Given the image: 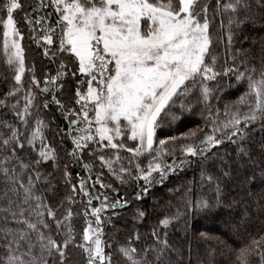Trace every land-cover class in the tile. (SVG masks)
<instances>
[{
  "label": "snow or ice",
  "instance_id": "6c2138e0",
  "mask_svg": "<svg viewBox=\"0 0 264 264\" xmlns=\"http://www.w3.org/2000/svg\"><path fill=\"white\" fill-rule=\"evenodd\" d=\"M260 3L264 4V0H260ZM40 6L53 8L57 19L52 24L47 16L37 17L35 24L43 25L41 31L44 34L37 39L33 28V39L37 43L43 42L44 55L53 62L57 57L62 59L54 75H44L42 85L33 67L31 81L25 88L23 77L29 69H26L22 45L24 37L14 19V11L21 9L22 5L19 0H4L0 4V12H6V18L0 15L3 55L7 66L14 72V86L6 94V99L24 93L23 107H19V100L11 106L14 110L19 108L16 116L20 127L6 124L11 134L0 136V144L4 149L11 145L13 153L23 151L27 144L37 154L33 162L35 180L29 175L27 184L23 183L15 169L12 170L11 179L14 184L19 183L26 201L31 199L36 202L32 209L36 222H23L29 230L38 233L39 245L37 254L34 251L36 244L28 239L27 231L20 230L17 236L4 229L12 239L5 245V255L0 257V264H48L49 259L57 264V256L58 264H67L70 244L87 254L86 264H111L101 239L104 223L101 213L108 209L115 210L121 204L127 205V199L109 203V197L104 195L99 206L91 207L90 212L86 208L84 215L95 217V227L89 221L83 229V243L75 244L73 229L70 225L65 227V221H70L73 215L71 210L62 219H57V210L46 204L42 195H34L35 183L42 176L36 170L41 162L58 163L56 149L47 142L45 135L48 124L43 117L33 112L35 109L38 113L41 107L36 103L37 92L34 88L39 93L51 91L52 101L68 121L67 129L62 130V134L70 138L73 144L68 155L79 162L89 149L91 156H96L97 151H114L113 156L99 155L101 167H106L121 184L126 182L125 177L135 180L139 185L135 199L140 200L154 185H163L170 174L192 163L191 158L203 159L225 140L237 143L245 139L251 124H264V68L259 75H256L255 68L240 72L234 63L232 67L224 68L223 75L237 73V81L245 77L248 81V92L237 102L238 106L225 105V114L230 119L225 122L213 120L209 125L211 132L205 134L203 139L197 140V132L190 131L182 133L180 137L160 139L157 145V129L162 116L167 114L176 120L177 113L194 110L189 103L193 98L197 104L210 106V98L216 91L209 87V82L216 81L221 75L215 68L217 57L211 56L209 61L212 45L208 15L210 6L207 3L200 6V0H48V4L41 0ZM250 7L248 0H234L224 5L226 10L232 12ZM27 22L33 24L31 19ZM243 23L239 19L229 20V44L232 40V27H239ZM68 76L76 81L73 107L70 109L56 98L57 88L63 91L62 81ZM5 102L0 100V104ZM43 108H48V101H44ZM212 116L209 107L206 119ZM179 140L186 142L180 145L178 158L176 148L169 149L168 145H175ZM128 142L135 146L129 147ZM93 145L96 147L93 148ZM121 151L129 154L127 165L121 163L124 159L120 155ZM238 152L247 155L243 146ZM145 156L148 157L146 164L142 161ZM168 156L172 157L170 162L166 159ZM27 167L23 161L20 162L22 171ZM83 167L92 170L90 164L85 163ZM3 171L7 175L9 170L5 168ZM64 176L67 183L71 178L67 165ZM208 180L211 181L212 177L208 176ZM96 183L101 188L111 187L103 183L100 175L93 181V187ZM76 189L77 186L73 184V194L67 197L69 201L74 202ZM79 192L89 197L87 203L91 205L92 194L83 179L79 184ZM95 199H100V194ZM208 207L207 200L186 202V208L192 211L199 212ZM113 215H116L115 211ZM136 215L142 218L146 213L138 209ZM45 216L55 221L58 230L64 229L62 242L40 231L38 225L44 229L50 227ZM171 219L175 217H165L159 223L166 227ZM153 235H157L155 231ZM136 238L139 239V235ZM23 240H28L26 248L21 246ZM162 244L167 247V240ZM153 250L146 248L143 255L137 256L134 247L120 248L130 264H152L147 254ZM247 256V250L241 249L239 258L242 264H247ZM260 264H264V252L260 254Z\"/></svg>",
  "mask_w": 264,
  "mask_h": 264
},
{
  "label": "trees",
  "instance_id": "16d2710c",
  "mask_svg": "<svg viewBox=\"0 0 264 264\" xmlns=\"http://www.w3.org/2000/svg\"><path fill=\"white\" fill-rule=\"evenodd\" d=\"M21 2L24 7V11L20 12L18 17L21 23L23 15L30 10L40 13V17L47 16V19L49 17L51 19L47 12L49 7L40 9L36 0ZM229 2L234 0H219V5L218 0H200V6L205 3L210 6L208 15L212 45L209 61L211 56H216L215 68L221 73L216 81L209 82V87L216 89L210 98V106L204 103L197 104L193 98L189 103L194 110L185 111L183 114L177 113L176 120H172L167 114L162 116L157 129V145L160 139L180 137L182 133L190 131L197 132V140L203 139L205 134L211 132L209 125L213 120L225 122L230 119V116L225 114V105L238 106L237 102L248 92V81L247 77L237 81V73L223 75L224 68L232 67L234 63L240 72L255 68L256 75L264 68V4L260 3V0H248L251 4L249 9L241 8L238 12H232L224 8ZM3 3L4 1L0 0V4ZM230 19H239L244 23L239 27H232V40L229 44ZM30 38V31L25 29L26 58L31 69L34 67L35 73L41 79L44 78L46 70L54 75L62 57H57L53 62L50 57L44 55L43 42L34 46ZM12 76L13 71L5 64L0 48V100L6 101L5 104H0V136L11 134L6 129V124L20 127L16 110L11 107L16 97L6 99V94L14 86ZM73 81L70 76L66 77L62 81L63 91L58 88L56 90V98L69 109L73 107L71 104ZM38 94L40 97H37L36 103L41 106L39 114L48 124L46 134L59 153L57 152L58 163L42 161L36 169L42 176L35 183L34 195H42L44 202L57 212L71 210L73 215L70 224L76 238L74 243H83V229L88 226L89 221L95 224V217L84 215L86 206L79 199L81 176L74 172V169L80 173L85 171L96 173L98 170L94 168L91 172L83 167L85 163L91 164L94 161L91 156L83 154L82 160L76 162L66 153L67 145L70 149L73 147L69 138L62 134V130H65L62 126L64 116L50 100V95H53L51 91L48 94ZM48 99L51 101L50 105L44 109L43 103ZM18 100L21 101L20 98ZM209 107L213 116L206 119ZM247 131V137L237 143L225 140L222 145L212 149L205 158H191L192 163L170 174L163 185H154L140 200L135 199L139 185L134 181L118 186L112 181L102 179L105 185L111 187L101 188L98 192L100 197L107 195L109 203L125 199L128 201L127 205L121 204L115 210L108 209L101 213V219L104 221L102 225L104 249L105 254L110 256L111 264H130L118 251L119 243L131 245L141 255L146 248L154 249L147 254L152 264H242L239 258L241 249L247 250V264H260V254L264 252V124L253 123ZM185 142L179 140L175 145L169 144L168 147L169 149L175 147L179 158L180 145ZM241 146L247 155L238 152ZM36 159V155L27 144L23 151L15 153L11 145L4 149L0 144V257L5 255V245L12 239L8 232L3 231L4 229L16 233L17 236L20 230L27 231L28 239L36 244L34 251L39 254L38 233L29 230L23 222L24 220L36 222V217L32 213L36 202L31 199L26 201L19 183L14 184L11 179L12 170L15 169L23 183L27 184L29 175L35 180L33 162ZM166 159L170 162L172 157L168 156ZM21 161L28 165L23 171L20 168ZM65 165L71 174L67 183L63 170ZM5 168L9 170L7 175L3 171ZM208 176L212 177L211 181L208 180ZM73 184L77 186L74 202L67 199L73 194L71 187ZM189 200L193 203L207 200L209 207L199 212L192 211L186 208V202ZM138 209L144 211L146 215L138 217L136 215ZM113 211L116 215H113ZM165 217L175 219H171L169 225L165 227L159 223ZM45 220L50 227L44 229L38 225L40 231L45 236L51 235L62 242L64 229L58 230L55 221L47 216ZM154 231L157 235H153ZM137 235L139 239L136 238ZM165 239L167 247L162 244ZM27 244L28 240L21 241L22 248H26ZM82 251L81 248L70 244L67 249V264H86L87 255H81ZM56 261L58 264V256ZM48 264H53V261L49 259Z\"/></svg>",
  "mask_w": 264,
  "mask_h": 264
},
{
  "label": "rangeland",
  "instance_id": "374dc122",
  "mask_svg": "<svg viewBox=\"0 0 264 264\" xmlns=\"http://www.w3.org/2000/svg\"><path fill=\"white\" fill-rule=\"evenodd\" d=\"M3 1H4V0H3ZM36 1L38 2V6H39V8H40V9H44V7H41V6H40V5H41V0H36ZM19 2H20L21 5H22L21 0H19ZM43 3H44V4H48V0H43ZM23 11H24V7H23V5H22L21 9H19V10H15V11H14V19H15L16 22H17V28L23 33V37H24V30H25V29H26V30H29V31H30V34H31V38H30V40H31V44H33L34 46H37L39 43L36 42V39H33V28L35 29V33H36V37H37V39H38L39 36H41V35L44 34V33L41 31V28L43 27V25H36V24H35V20H36V18H37V17H40L41 15H40V13H36V12H33L32 10H30V11H28L27 14H24V15H23V23H21V22L18 20V17H20V12H23ZM47 12H48L49 16H51V19H50V17H49V19H47V20H48L50 23L55 24L56 19H57V16H56V14L54 13V9L51 8V7H49V10H48ZM0 15L4 16V17L6 18V12H2V13H0ZM28 19H31V20L33 21V24L30 25V24L27 22ZM2 45H3V26H2V24H1L0 48H1V52H2V54H3ZM22 45H23L24 50H25L26 69H29V71H26V73H25V75H24V77H23L24 86H25V88H27L28 85H29V83H30V81H31L32 71H31V67H30V65H29V63H28V61H27V58H26V49H25L24 38H23V40H22ZM57 46H58V41H57ZM3 56H4V55H3ZM4 61H5V64H6L5 57H4ZM6 65H7V64H6ZM48 72H50V71L46 70V71H45V74L48 73ZM45 74H44V75H45ZM13 76H14V72H13ZM13 76H12V78H13ZM36 76H37V79H39V80L41 81V85H42V84H43V79H41L37 74H36ZM70 78H71V76H70ZM75 85H76V81L74 80V81H73V88H72V90H73V92H72V103H71L72 105H73V100H74ZM85 86H86V85H85ZM34 90H36V92H37V97H40V96H39L40 94H38V93H39V90H38V89H35V88H34ZM48 93H50V92H48ZM48 93H41V94H48ZM23 95H24V93L22 92L21 95H20V97H16L15 100L13 101V102H14L13 104H15V103L17 102L18 98H20L21 101H20V105H19V107L22 108V107H23V103H24V101H23V99H22ZM50 100H52V94L50 95ZM50 100H49V99L46 100V101H48V105H50V102H51ZM48 107H49V106H48ZM15 110L18 111L19 108L15 109ZM16 111H15V113H16ZM33 112H34V114H38V115H40L39 112L36 113V110H35V109H33ZM40 116H41V115H40ZM41 117H42V116H41ZM34 118H35V115L33 116V119H34ZM62 126H63V128H65V130H66L67 127H68V121H67L65 118H64V122L62 123ZM45 135H46V138H47V142H49V143L52 145V143H51V141H50V138H49V137L47 136V134H46V130H45ZM69 140H70L71 146L73 147V144H72V141H71L70 138H69ZM69 140H68V141H69ZM128 146H129V147H134L135 145L132 144L131 142H128ZM37 147H38V145H37ZM52 147L55 148L53 145H52ZM95 147H96V146L93 145V148H95ZM66 150H67V151H66L67 154L71 151L69 145H67V149H66ZM31 151H32V152L36 155V157H37L36 152L33 151L32 149H31ZM89 151H91V149H89L88 151H85L84 154H87V156H91V155H89ZM56 152H58V151L56 150ZM58 153H59V152H58ZM101 154L106 155V156H113V155H115V152H114V151H109V150H104L103 152H101V151H97L96 156H91L92 158H94V161H92L91 164H90V165L92 166V170H94V168H95V169L98 170V172L93 173V172L91 171L92 173H89V172L85 171V173H84V172L80 173L79 171H77L76 169H74V170H75L74 172L79 173V175L81 176L79 182L81 181V179H83V180L86 182V186L89 188V191H90L91 194H92V204H91V205H88V203H87L89 197H87V196H83L82 194H81V196L79 197V199L82 200V201L84 202V204H85L86 208L89 210V212H90L91 207H97V206H99V204L101 203V200H103V197H100V199H95V197L97 196L99 190L101 189V187H99L100 184H98V183H96L95 186L93 187V181H96L98 175H100V176L102 177V179H107V180H109V181H112L113 183H115V184L118 185V186H119V184H121V182H120L118 179H116V177L113 176V175L111 174V172H110L106 167H104V168L101 167V163H100V161H99V159H98L99 155H101ZM120 155H121L122 157H124V159L121 161V163H123L124 165H127V164H128V159L130 158V157H129V154L126 153L125 151H121ZM57 156H58V154H57ZM142 161H143L144 164H146L147 161H148V157H147V156L142 157ZM117 167H118V166H117ZM63 170L65 171V169H63ZM15 171H16V170H15ZM67 171L70 172L68 169H67ZM125 181H126L125 183H129V182H131V181H134L135 183H137L135 180H131V179H129L128 177H125ZM125 183H123V184H125ZM142 183H143L142 181L139 182V184H142ZM71 187H72V186H71ZM121 197H123V196H121ZM81 203H82V202H81ZM82 204H83V203H82ZM84 204H83V205H84ZM66 213H67L66 211H64V213L57 212V217H56V218H57V219H58V218H59V219H62L63 216L66 215ZM68 225L71 226L70 221H65V227H67ZM92 225H93V227H95V224H92ZM71 228H72V226H71ZM72 229H73V228H72ZM73 234H74V232H73ZM74 236H75V234H74ZM101 239H102V241H103V236H102V235H101ZM121 246L129 247V246H131V245H128V244H122V243H119V244L117 245V249H118V251L123 255V253L120 251ZM131 247H132V246H131ZM104 248H105V244H104ZM104 251H105V249H104ZM80 254L83 255V254H86V253H84V252L82 251V252H80ZM86 255H87V254H86ZM136 255H137V256H140L141 253H140V252L138 253V251H137V252H136ZM108 256H109V254H108ZM123 257L126 258L124 255H123ZM85 258H87V257H85ZM126 259H127V258H126ZM127 260H128V259H127ZM86 261H87V260H86ZM129 263H130V262H129Z\"/></svg>",
  "mask_w": 264,
  "mask_h": 264
},
{
  "label": "water",
  "instance_id": "95a60500",
  "mask_svg": "<svg viewBox=\"0 0 264 264\" xmlns=\"http://www.w3.org/2000/svg\"><path fill=\"white\" fill-rule=\"evenodd\" d=\"M79 184H80V182H79Z\"/></svg>",
  "mask_w": 264,
  "mask_h": 264
}]
</instances>
